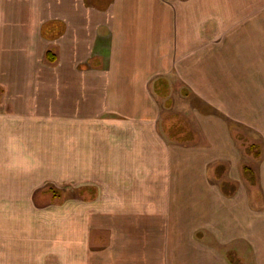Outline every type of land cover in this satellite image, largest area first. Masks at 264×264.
<instances>
[{
	"label": "crops",
	"instance_id": "1",
	"mask_svg": "<svg viewBox=\"0 0 264 264\" xmlns=\"http://www.w3.org/2000/svg\"><path fill=\"white\" fill-rule=\"evenodd\" d=\"M215 1L0 0V264H264V192L210 174L216 143L174 146L158 126L166 86L185 109L207 80L216 51L195 42ZM88 186L101 207L51 203ZM165 191L186 200L176 233L134 259L145 201Z\"/></svg>",
	"mask_w": 264,
	"mask_h": 264
},
{
	"label": "rangeland",
	"instance_id": "2",
	"mask_svg": "<svg viewBox=\"0 0 264 264\" xmlns=\"http://www.w3.org/2000/svg\"><path fill=\"white\" fill-rule=\"evenodd\" d=\"M213 3L218 5L204 8L208 16L203 21L201 39L195 42L209 43L210 49L216 51L213 52L216 57L211 61L207 59L208 63L203 59V63L211 67L209 72L201 73L207 80L195 88L193 100L185 105V109L179 103L173 107L176 95L171 87L168 89L166 86L160 100L162 111L158 126L163 137L174 146L196 150L210 141L216 143L221 155L224 149L225 162L211 164L210 174H221L222 178L235 180L243 194L250 195L255 191L259 194L264 192V0H216ZM180 90L189 96L188 88ZM197 153L200 156V151H195L193 159L197 158ZM243 166L250 169L247 179L242 174ZM88 187L92 189L83 188L81 194L79 189H51L52 195L60 196L51 199V203L78 206L80 202L72 199L74 195L82 196L83 202H93L97 193L93 187ZM181 195L178 191L171 194L165 191L161 200L154 197L150 201L147 198L145 214L150 223L145 230L142 225L141 231L134 230L126 254L134 259H156L159 256L157 249L162 253L167 251L171 232L176 233L175 216L186 211V200L179 199ZM46 197L49 198L48 195L43 198ZM46 201L48 199L42 204ZM95 202L102 206V200ZM159 205L163 214L155 218L151 216L152 206ZM98 218L99 222L104 217ZM99 233L107 237L106 231ZM208 234L196 228L193 238L197 242L211 241ZM116 235V232H111L115 238L110 239H121ZM224 253L227 257V252ZM229 256L231 264L238 261L235 256Z\"/></svg>",
	"mask_w": 264,
	"mask_h": 264
},
{
	"label": "trees",
	"instance_id": "3",
	"mask_svg": "<svg viewBox=\"0 0 264 264\" xmlns=\"http://www.w3.org/2000/svg\"><path fill=\"white\" fill-rule=\"evenodd\" d=\"M249 173H250V169L249 168H244V174L246 175L247 178L250 177Z\"/></svg>",
	"mask_w": 264,
	"mask_h": 264
}]
</instances>
